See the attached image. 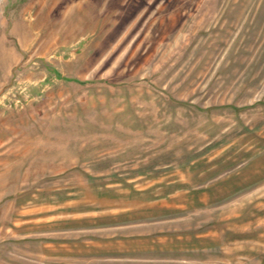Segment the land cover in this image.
Instances as JSON below:
<instances>
[{
  "label": "rangeland",
  "instance_id": "374dc122",
  "mask_svg": "<svg viewBox=\"0 0 264 264\" xmlns=\"http://www.w3.org/2000/svg\"><path fill=\"white\" fill-rule=\"evenodd\" d=\"M0 264H264V0H0Z\"/></svg>",
  "mask_w": 264,
  "mask_h": 264
}]
</instances>
